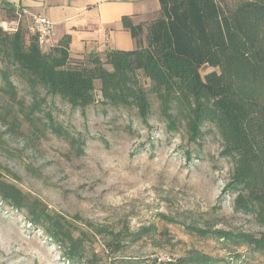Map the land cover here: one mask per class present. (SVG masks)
I'll return each mask as SVG.
<instances>
[{"label":"trees","instance_id":"16d2710c","mask_svg":"<svg viewBox=\"0 0 264 264\" xmlns=\"http://www.w3.org/2000/svg\"><path fill=\"white\" fill-rule=\"evenodd\" d=\"M159 1V12L148 23L134 24L129 16L123 17L124 27L135 40L134 49H110L104 56L92 55L84 61L70 57L69 34L44 50L37 34L22 27L8 32L0 25V77L5 90L15 94V77L33 93L43 90L47 96H58L72 109L85 110L100 101L134 111L146 124L155 114L154 98L157 116L168 130L183 128L189 142H199L210 132L220 137V155L233 162L225 184L234 195L233 208L252 215L264 228V0H242L229 10L218 0ZM204 65L219 70L203 76ZM38 107L37 101L31 112ZM49 121L56 132L63 133L54 127L52 116ZM82 141L71 138L73 144ZM0 200L26 212L32 225L43 229L73 264L134 262L125 257L105 261L85 232L51 214L43 202L26 195L1 171ZM184 225L196 235L214 236L264 255V230L231 232ZM152 228L130 231L129 243L150 235ZM103 229L107 231L95 228L94 238L101 235L112 253L122 251L121 232L111 230V240L106 241ZM218 263L219 259L197 250L161 262Z\"/></svg>","mask_w":264,"mask_h":264},{"label":"rangeland","instance_id":"374dc122","mask_svg":"<svg viewBox=\"0 0 264 264\" xmlns=\"http://www.w3.org/2000/svg\"><path fill=\"white\" fill-rule=\"evenodd\" d=\"M218 1L229 10L242 0ZM213 70L219 69L204 65L201 73ZM13 80L10 96L0 77V171L51 214L85 232L105 261L125 257L132 264H161L197 250L218 264H264V255L247 246L185 228L184 223L231 232L264 230L252 215L234 210V195L225 189L233 162L220 155L215 132L189 142L183 128L170 131L158 118L154 98L155 114L146 124L134 111L100 101L72 109L58 96L33 93ZM50 116L62 134L52 128ZM71 138L84 141L73 144ZM142 226L152 232L130 244L128 233ZM95 228H107L106 241L111 230L121 232L124 249H106L101 235L94 238ZM0 264L73 263L26 212L0 200Z\"/></svg>","mask_w":264,"mask_h":264},{"label":"crops","instance_id":"0c3cea01","mask_svg":"<svg viewBox=\"0 0 264 264\" xmlns=\"http://www.w3.org/2000/svg\"><path fill=\"white\" fill-rule=\"evenodd\" d=\"M24 9L20 26L31 33V15L41 14L53 22L56 35L50 47L66 34L71 35L70 57L84 61L104 56L110 49L136 47L131 32L122 23L129 16L134 24L148 23L158 14L159 0H0V23L16 19Z\"/></svg>","mask_w":264,"mask_h":264},{"label":"built area","instance_id":"2783aa9c","mask_svg":"<svg viewBox=\"0 0 264 264\" xmlns=\"http://www.w3.org/2000/svg\"><path fill=\"white\" fill-rule=\"evenodd\" d=\"M28 12L24 9H18L16 11V19L6 20L0 23L3 30L8 32H15L18 30L21 19ZM31 32L37 34L39 46L47 50L50 48V41L54 39L56 35L55 26L48 18L41 14L31 15Z\"/></svg>","mask_w":264,"mask_h":264}]
</instances>
